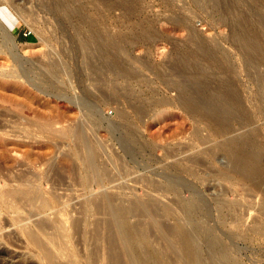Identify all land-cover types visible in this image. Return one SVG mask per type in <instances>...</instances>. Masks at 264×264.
<instances>
[{"label":"rangeland","instance_id":"1","mask_svg":"<svg viewBox=\"0 0 264 264\" xmlns=\"http://www.w3.org/2000/svg\"><path fill=\"white\" fill-rule=\"evenodd\" d=\"M50 1L0 0V187L22 178L43 198L19 224L0 205V248L36 260L21 227L43 220L81 252L98 244L135 264H157L136 258L147 252L183 264L194 242L183 208L193 203L219 236L202 264H220L223 246L238 264H264V0H146L149 21L139 29L134 16L124 30L107 1L78 0L102 30L128 38H77L78 19ZM98 42L112 53L99 55ZM52 62L63 66L57 78ZM82 120L83 136L68 130ZM235 138L259 173L233 166ZM140 235L144 248L133 244Z\"/></svg>","mask_w":264,"mask_h":264},{"label":"bare ground","instance_id":"2","mask_svg":"<svg viewBox=\"0 0 264 264\" xmlns=\"http://www.w3.org/2000/svg\"><path fill=\"white\" fill-rule=\"evenodd\" d=\"M101 1L103 2L104 0H101ZM106 1L108 2L107 8L111 10L117 9L121 13V16L123 17V19L119 22H120V26L122 29L126 28L125 26L128 25V22H130L131 18L134 16H136V21L138 22L137 24L139 26V29L141 28V26L144 25V21L146 20L147 17L145 18V20L144 18H141L140 10L147 3L146 0H105V2ZM155 1H157L158 2L157 4L161 6L163 4L168 5V6L175 5V0H155ZM50 2H51L50 6L52 5L57 10H60L62 15L67 16L68 18L76 17L78 19V24H76L75 26L76 28L75 34L77 35V38H126V37L128 38L129 37L128 36L129 33L124 32L123 31L124 29L122 30L123 32L120 31L121 34H118L117 32H116L117 34H114L113 32L110 33V31L108 32V31H105L104 29L102 30L101 28H104L103 26L99 27L98 25H96V22L99 20V18L96 17V19H98L96 21L95 19L85 16L83 13L84 11H82L84 5L83 7L82 6L79 7L77 5L78 4L77 2H79L78 0H52ZM147 19H149V17ZM97 23L99 24V22ZM101 24L103 25L102 22ZM0 39H2L3 42H5L4 43L5 45L7 44L8 38L6 37L4 33L0 34ZM96 44H97L96 49L99 51V55H102L104 53L106 54L112 53L110 48L103 45V43L98 42ZM214 45L212 44L211 46H214V48L213 47L212 48L216 49L217 46L216 44ZM11 54L15 56L13 52H11ZM245 57H246L245 61L249 65L250 57L249 56H245ZM46 66H47V72L49 73L50 76L54 78H57L58 75H60V73L63 71V66L59 65V63H56V62L46 64ZM13 73L14 72H12V74ZM31 83L32 85H35L38 87V84L36 85L33 81ZM103 84L104 82H102L100 86ZM107 88H109V84L107 85ZM100 92H102V95H104L105 93V91H102L101 87H100ZM106 95L108 96L109 93ZM184 98L187 100L186 97ZM88 104L89 103H87V106ZM91 105H94V104L92 103ZM93 108H96V107H93ZM93 108H90L91 110H89L91 111L90 115L93 116L95 119H97L96 118L97 113L95 112L96 110H94ZM68 130L80 136H83V133H84L83 120L70 125ZM127 130L128 129H126L125 132ZM128 131L127 133H125V135L127 134L126 136L129 137V140H130L131 136L133 135H131L132 132L130 133V131L129 132ZM129 140L127 139V142H125L127 146H129ZM231 145L232 146L229 150V155H230L229 157L232 161L233 166L236 169H239L242 171L244 170L250 174H256L260 172V165H258L251 150L248 149V146H247L248 143L245 139L235 138L231 140ZM86 146H87L86 143L82 144L83 148H85ZM93 159L94 157H90L87 159L88 167L90 166V164L93 165ZM17 181L18 182L15 185H11V183L6 182L5 186L4 184H1V186L2 185L3 186L0 187V205L7 213L11 214L12 216L10 219L12 221L11 223H15V224L17 223L19 224L24 221L23 216H21V213H23V211L26 208H30V209L35 208V210L37 209L38 211L39 210L41 211L40 206L42 205V202H43L42 192L36 187H34V183L36 182L32 183L29 180H25L22 178H17ZM38 181H41V180H38ZM262 182H263V185L262 184L261 185L264 186V180ZM42 221H39L37 223L38 231H33L31 229H24L23 227H21V233L26 238L27 242L31 243L34 247L37 248L36 254H35L37 257L36 260H34L33 258H28V257H23V256L16 257V255H13L12 253L8 252L6 249L0 248V264L2 263V261H4L3 264H85V263L87 264H135L130 261V258H129L130 253L129 254L126 253L129 257L127 255H124V257H122L123 256L122 255L121 256L122 258L116 259L115 257L117 254L116 251L120 250V248H113L114 246L110 248V247H101L98 244L97 245L93 244L90 246L89 249H86L85 252H81L79 248L71 247L67 245V241L66 239H64L65 234L62 231H59L57 233L47 232L45 230V223ZM114 221H116V219ZM24 224L26 225V222H24ZM112 224H114V222ZM137 224L139 225V223ZM133 225L135 226L136 224H133ZM133 225H132V229H133ZM125 230H123V232L127 231ZM137 230H141V227L140 229H137ZM119 235L120 236L118 235H115V236H117V238L118 237L120 238L121 234ZM124 235L127 236V234L125 233L122 235V237ZM129 237H128V240L131 239V238L129 239ZM117 238L115 237V239L114 238H111V239H114L116 242ZM126 239L125 240L124 238L122 239L123 241H125L124 243H127L128 240L126 241ZM122 240H121V244L123 243ZM7 241H11V238H7ZM119 242L120 241H118V247L121 246L119 245ZM115 245H117V243ZM126 246H128V249H129V244L127 245L125 244V246L123 247H126ZM121 250L120 252H122ZM124 250L128 252L126 249ZM120 252L119 254L121 255ZM80 253L84 255V260L79 258ZM119 254H117V256Z\"/></svg>","mask_w":264,"mask_h":264},{"label":"water","instance_id":"3","mask_svg":"<svg viewBox=\"0 0 264 264\" xmlns=\"http://www.w3.org/2000/svg\"><path fill=\"white\" fill-rule=\"evenodd\" d=\"M183 210L185 212L184 217L186 218V220L183 223L189 224L192 226L190 231H193V232L190 234L194 241L193 245H191L190 247V254L184 260L183 264H202L204 261V257L202 256L201 251L205 247L204 245H207L211 241H216L219 238V236L216 235L215 233H212L211 229L206 226L204 220L201 217V214H199V212L195 210L193 203L188 206H184ZM203 233L205 234L208 233V236L205 237ZM146 240H147V237L145 235H140L136 239L133 240V244L137 248L138 247L144 248L143 244L146 242ZM222 250H223V254H222V259L220 260V264H238L237 259L228 253L226 246H223ZM157 253L163 255V250L158 251ZM136 258L143 260L141 262L147 261V262H154L157 264L163 263L157 257L156 258L151 257L148 252L146 253L145 256H136Z\"/></svg>","mask_w":264,"mask_h":264}]
</instances>
